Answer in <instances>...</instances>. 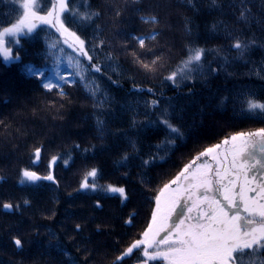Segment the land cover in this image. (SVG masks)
Instances as JSON below:
<instances>
[{"label":"trees","instance_id":"obj_1","mask_svg":"<svg viewBox=\"0 0 264 264\" xmlns=\"http://www.w3.org/2000/svg\"><path fill=\"white\" fill-rule=\"evenodd\" d=\"M72 3L81 5L83 0ZM87 3L99 17L73 30L90 48L97 38L105 41L90 53L92 63L102 68L90 73L102 89L96 100L66 64L60 66L70 81L61 82L63 96L59 89L43 88L44 77L21 71L31 63L51 75L55 56H76L53 28L39 25L33 35L22 38V62L6 65L0 58V264H113L140 238L155 196L178 171L181 159L232 133L264 127V120L239 114L243 92L264 100V0ZM41 5L46 11L51 0H41ZM18 8L11 0H0V25L15 22ZM244 8L250 11L248 22L239 18ZM149 16L159 23L142 22L141 17ZM150 32L158 33L157 39L146 41L144 49L129 39ZM237 39L255 40L242 58L232 47ZM52 40H59L64 52L52 49L55 55L45 59ZM190 48L206 50L202 70L190 79L178 77L176 83L165 79ZM156 57L161 58L156 65L143 66ZM80 60L90 67L87 59ZM105 96L103 107H94ZM165 109L181 135L168 133L159 123ZM169 136L174 144L166 143ZM36 148L41 149L40 159L33 163ZM53 156L58 159L50 169ZM93 168L98 170L97 189H81ZM21 169L39 176L51 171L54 181L22 183ZM110 184L124 187L127 199L122 202L119 194L104 191ZM5 203L12 208L4 209ZM130 217L132 222L126 223ZM14 238L22 247L15 246ZM138 257L136 252L120 264H136Z\"/></svg>","mask_w":264,"mask_h":264},{"label":"snow or ice","instance_id":"obj_2","mask_svg":"<svg viewBox=\"0 0 264 264\" xmlns=\"http://www.w3.org/2000/svg\"><path fill=\"white\" fill-rule=\"evenodd\" d=\"M11 2L18 4L19 8L15 22L7 26L0 25V58L3 62L6 65L22 62V38L33 35L39 25H46L60 34L63 44L71 48L76 56L68 55L65 59L55 56L51 75H46L44 68H37L31 63L23 65L21 71L37 79L44 77L43 88L48 91L59 89V94L63 96L65 93L61 82L68 84L70 81L61 74L60 66L66 64L96 100L102 89L90 77V73H101L102 68L99 62L92 63L93 56L90 53L105 41L97 38V42L90 48L88 41L78 35L73 27L94 22V17H99L100 13L91 11L87 0H83L81 5L73 4L72 0H51V6L46 11L41 0ZM129 2L135 5L138 0ZM211 2L215 4L216 0ZM120 15L117 10L116 16ZM249 16V9L244 8L239 18L248 22ZM141 20L144 23H159L155 16L141 17ZM157 36L158 33L150 32L143 36L130 35L129 39L144 49L146 41H155ZM253 44L255 40L244 42L237 39L232 47L237 50L238 57L242 58ZM58 46L59 40L48 43L45 59L55 55L52 49L63 53L64 49ZM205 51L202 48H190L187 58L165 79L174 83L178 77L190 79L192 73L202 70ZM132 55L139 62L137 54L133 52ZM80 57L87 59L90 67L85 66ZM106 59L112 60V54L108 53ZM160 59L156 57L151 65L143 66L150 69ZM112 70L115 71V68ZM242 97L239 114L243 118L264 120V100L251 91L243 92ZM107 99L105 96L94 107H103ZM151 104L155 106L157 101L153 100ZM159 123L164 125L168 133L181 135L180 129L169 120L167 109L162 113ZM97 124L102 130L103 121L98 119ZM166 143L171 145L175 140L169 136ZM40 153L41 149L36 148L33 163L40 159ZM202 157L207 159L198 163ZM57 159L56 156L52 157L50 169ZM64 163L67 165L68 161L65 160ZM144 163L148 164L149 161L145 160ZM97 172L95 168L88 171L80 188L96 190ZM89 177L93 178L92 182L88 181ZM21 178L22 183L54 181L51 171L46 176H39L30 169H21ZM104 191L119 194L122 202L127 199L124 187L110 184ZM250 193L254 195H249ZM155 202L156 207L140 238L118 255L113 264H120L136 252H139L136 264H152L156 261H162L163 264H264V127L234 133L220 144L205 148L174 179L164 184L155 196ZM3 208L10 210L12 205L5 203ZM131 222L130 217L126 223ZM76 228L79 229L80 225L77 224ZM14 244L17 248L22 247L18 238H14Z\"/></svg>","mask_w":264,"mask_h":264},{"label":"rangeland","instance_id":"obj_3","mask_svg":"<svg viewBox=\"0 0 264 264\" xmlns=\"http://www.w3.org/2000/svg\"><path fill=\"white\" fill-rule=\"evenodd\" d=\"M41 14H43V13H41ZM58 33V32H57ZM58 35H59V39L61 40V42L63 43V40H62V38H60V34L58 33ZM64 45H66V44H64ZM67 46V45H66ZM68 47V46H67ZM244 131H247V130H244ZM240 132V131H239ZM235 133H237V132H235ZM232 134H234V133H232ZM232 134H230L229 136H227V137H230ZM227 137H225V138H227ZM225 138H222V139H220L218 142H215L214 144H210V145H207V146H205V147H203V149L202 150H200V151H197L196 153H194V154H192L190 157H188V158H183V159H181V160H183L182 162V164H181V166H180V168L178 169V171L177 172H174V175H172V176H170V178L166 181V182H163V184L161 185V188L164 186V184H166V183H169L172 179H174L175 177H176V175L181 171V169L186 165V164H189L200 152H202L205 148H207V147H211V146H213V145H215V144H220ZM222 151H223V148L221 149ZM205 159H207L206 157H202L201 158V161H198V162H203V160H205ZM179 164V163H178ZM172 187H175V185H173ZM160 188V189H161ZM159 189V190H160ZM159 192V191H158ZM158 194V193H157ZM156 207V202L154 203V208ZM153 208V209H154ZM152 215V214H151ZM150 219H151V217H150ZM150 221V220H149ZM149 223V222H148ZM147 227V226H146ZM157 263H163L162 261H156ZM156 262H152V264H154V263H156Z\"/></svg>","mask_w":264,"mask_h":264},{"label":"flooded vegetation","instance_id":"obj_4","mask_svg":"<svg viewBox=\"0 0 264 264\" xmlns=\"http://www.w3.org/2000/svg\"><path fill=\"white\" fill-rule=\"evenodd\" d=\"M199 163V162H198ZM214 163V162H213ZM249 195H254V193H250Z\"/></svg>","mask_w":264,"mask_h":264}]
</instances>
